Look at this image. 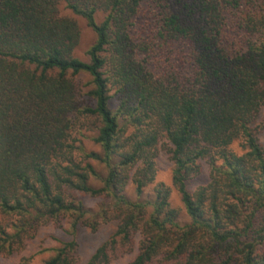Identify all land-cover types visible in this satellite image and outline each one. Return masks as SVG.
I'll list each match as a JSON object with an SVG mask.
<instances>
[{"label":"trees","instance_id":"1","mask_svg":"<svg viewBox=\"0 0 264 264\" xmlns=\"http://www.w3.org/2000/svg\"><path fill=\"white\" fill-rule=\"evenodd\" d=\"M59 1L0 0V210L9 217L0 255L52 219L69 217L76 228L89 210L68 199L74 189L106 193L125 212L87 264L109 261L118 245L133 250L138 235L129 264H264V146L253 127L264 108V0H64L97 34L88 62L74 56L80 30ZM169 45H183L186 60L155 64ZM80 73L92 77L94 105L81 106L69 76ZM75 114L101 122L93 141L102 150L85 152L87 163L67 142ZM163 138L188 223L178 222L164 183L143 199ZM204 159L210 181L191 192ZM91 160L107 168L99 188ZM129 180L137 201L124 194ZM73 249L66 243L41 264H74Z\"/></svg>","mask_w":264,"mask_h":264},{"label":"rangeland","instance_id":"2","mask_svg":"<svg viewBox=\"0 0 264 264\" xmlns=\"http://www.w3.org/2000/svg\"><path fill=\"white\" fill-rule=\"evenodd\" d=\"M59 13L61 16H69L76 20L79 30L80 39L74 50V56L84 61H89L88 49L95 43L97 34L89 27L87 21L82 17L71 12L67 8L64 0L59 1ZM97 21L102 22L106 16L103 11L96 14ZM145 19L139 21L137 34L144 36L146 30L143 28ZM183 45H169L163 51L154 55V63L164 67H171L182 64L186 60ZM76 84L79 91L81 106L86 104L94 105V100L88 95L93 88L91 83L92 77L88 73L76 75L69 74ZM114 91H111L113 95ZM112 107L116 108L118 101L116 97L111 100ZM101 122L96 116H87L75 114L73 124L70 130L68 143L74 146L73 154L79 162L87 163L88 160L83 158L85 152H101L102 148L93 141V137L98 134ZM257 136L264 146V108L253 123ZM132 131L130 128L125 135ZM159 154L156 158L157 174L155 181L145 188L143 199H151L154 193V187L158 183H164L171 189L170 204L177 211L178 222L180 224L190 222V217L186 212L185 205L182 201L181 194L175 187L172 178L173 161L171 159L170 143L163 138L159 144ZM232 148L238 153H243L244 149L241 142L237 141ZM92 165L99 172V178L91 177L90 183L99 188L102 186V177L107 175L106 166L98 161L91 160ZM136 170H132V173ZM211 177V165L208 159L201 160V170L188 181V188L194 192L198 187L209 183ZM72 191L70 194L69 192ZM68 199L81 201L89 213L79 223L76 228H72L69 217L52 219L38 227V229L27 237L22 248L12 254H1L0 264H16L23 259H29L31 264H41L44 260L56 253L55 249L64 246L66 243H74L72 252L74 264H87L96 250L110 241L114 236L119 223L125 215L124 210L116 206L111 196L106 193L92 195L83 193L78 190L68 189ZM124 194L132 201L139 199L136 186L129 180L126 185ZM8 216L0 210V222H6ZM86 221V222H85ZM141 242V235L135 239L133 250L131 246L118 245L111 250L110 260L102 264H129L138 254ZM154 264H165L162 261H156Z\"/></svg>","mask_w":264,"mask_h":264}]
</instances>
